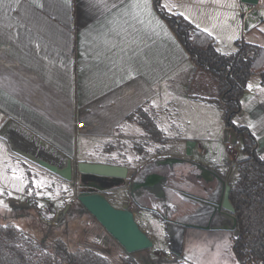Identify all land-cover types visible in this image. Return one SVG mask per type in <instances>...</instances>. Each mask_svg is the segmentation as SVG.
<instances>
[{"label": "crops", "instance_id": "0c3cea01", "mask_svg": "<svg viewBox=\"0 0 264 264\" xmlns=\"http://www.w3.org/2000/svg\"><path fill=\"white\" fill-rule=\"evenodd\" d=\"M159 4L208 33L221 53L237 51L238 39L264 47V0L256 6L241 0H160ZM216 97L214 80L196 70L154 0H0V130L12 120L71 157L74 164L124 166L107 148L116 140L141 134L166 141L172 129L162 121L174 126L173 120L180 116L187 118L183 130L192 134L175 136L168 146L171 152L164 149L126 168L137 169L155 157H187L189 152L190 159L214 169L231 186L245 155L235 131L225 133L215 124L217 115L222 118V103ZM141 107L154 114L160 138L148 136L130 118ZM233 122L254 135L257 154L264 160V86L258 75L249 77ZM12 154L0 136V177L7 181L0 206L35 209L45 223L49 218L45 200L56 196L45 182L61 186L65 180L24 159L32 166L31 186L26 188L30 180L25 169L11 161ZM123 189L124 195L115 200L105 194L107 189L104 195L121 207L128 199ZM28 197L33 198L32 205L25 203ZM129 205L153 241L150 249L165 252L162 260L174 264L178 258L172 257L170 263L172 254L157 215ZM49 207L53 223L63 207ZM99 226L104 238L117 243ZM226 233L231 237L228 231L188 230L181 258L195 264L184 257L185 246L209 240L204 251L209 255L216 236Z\"/></svg>", "mask_w": 264, "mask_h": 264}, {"label": "water", "instance_id": "95a60500", "mask_svg": "<svg viewBox=\"0 0 264 264\" xmlns=\"http://www.w3.org/2000/svg\"><path fill=\"white\" fill-rule=\"evenodd\" d=\"M241 2L256 6L258 0ZM0 136L14 154L65 181L74 180L72 158L22 125L8 120L0 130ZM188 156L189 152L187 157H155L137 169L78 163L77 170L82 174L120 182L128 199L121 207H115L104 195V187L89 182L87 187H82L77 200L128 255L153 247L152 239L135 220L130 202L139 210L157 215L163 224L168 251L176 258L182 257L188 230L228 231L236 236L237 217L229 198L230 184L214 169ZM69 206L66 204L57 213L55 222Z\"/></svg>", "mask_w": 264, "mask_h": 264}, {"label": "trees", "instance_id": "16d2710c", "mask_svg": "<svg viewBox=\"0 0 264 264\" xmlns=\"http://www.w3.org/2000/svg\"><path fill=\"white\" fill-rule=\"evenodd\" d=\"M159 1L154 0L157 12L193 61L196 70L208 73L214 80L216 99L222 103L224 124L235 131L242 144L241 152L245 158L238 162V176L229 194L237 217V234L232 241L234 258L238 264H264V160L257 154L254 135L248 128L236 126L233 122L249 77L258 75L264 86V47L238 39L235 41L237 51L221 53L208 33L184 17L165 11ZM130 118L136 120L148 136L156 139L162 136L154 114L146 108L137 109ZM40 222L36 231L42 238L37 239L22 230L18 222L0 223V264H113L105 255L92 249L71 247L55 234L54 227ZM122 261L124 264H137L132 256H126ZM174 264L193 263L180 258Z\"/></svg>", "mask_w": 264, "mask_h": 264}, {"label": "rangeland", "instance_id": "374dc122", "mask_svg": "<svg viewBox=\"0 0 264 264\" xmlns=\"http://www.w3.org/2000/svg\"><path fill=\"white\" fill-rule=\"evenodd\" d=\"M211 116L212 119L215 118L213 115ZM173 123L174 126H168V124L164 120L161 123L162 126H167V129L174 130H171L166 133V137L168 138L166 141L162 139H151L146 137L144 134H141V137L139 138L124 137L119 141L116 140V142L112 144L109 148H107V150L115 153V161L122 162L123 164H127L129 166H136L141 160L142 164L144 160L149 159L153 155L161 153L162 151H164V149L165 151L168 150V152H171L172 150H170L168 146L169 144L174 143L173 138L175 136L185 137L192 134L183 130L185 129V126L187 124V118L183 119L179 116L177 117V122L173 120ZM215 124L219 125L221 131L225 133H232L231 128H226L221 116H219L218 118L217 115V122ZM178 127H180L182 130H179ZM168 136H170V138ZM166 144L167 146H165ZM9 157L11 161L16 164L17 167L21 165L22 168L25 169V178L29 179V176L31 175V164L29 162H25L26 160L22 159L21 157H18L15 154H12V156ZM77 164H74V180L72 182L65 181L61 186H57V182H45V184L48 183L46 187H48L50 193L56 194L53 199L45 200L46 205L43 209L46 208L45 213L49 216L48 220L46 221H48L51 227H54L56 231L55 234L61 236V238L66 241L71 247H82L92 249L95 252L105 255L113 264H124L122 259L128 256V254L124 252V250L118 243H114L109 238L108 241V239L103 237L102 232H99L98 230V228H100L99 224H97L95 219L90 214L86 213L84 208L79 204L77 200V195L81 191L78 187V182L86 178L90 180H97L106 184L108 188L105 191L106 193H104L110 196L113 200H115V197H120L121 195H124V189L123 187H121V185L119 186L117 185V183H113V180L111 178L102 176L100 177L91 174H82L78 172ZM125 165L122 167H127ZM6 183L7 181L5 180V178L0 177V192L3 191V187L6 186ZM26 184V188H29L31 186V180L29 183L27 182ZM4 197L8 198V196ZM0 199L2 200V198ZM110 202L114 205V202ZM25 203L32 205L33 198L28 197V201H25ZM54 204L63 208H65L64 206L66 204H70V206L67 208L65 213H63V215L59 218L57 222L50 223L53 215L51 212L52 208L49 206ZM23 206L17 207L11 204L10 206L4 208L0 206V223L7 221H15L16 223L18 222L19 227H21L22 230L27 231L30 235L36 237V239L37 237L42 238V236H38L39 231L38 233L36 231L38 230L37 227H39V224H41V216H39L37 210L35 209L31 210L28 213L24 212V210L22 209ZM23 215H26L25 217H27V219H25ZM18 217L21 219L19 220ZM232 236H234L233 233L231 234V237L228 233L223 235L218 234L216 236L217 242L214 246H211L214 251L209 255L204 252L207 248V245L210 243L209 240H207L206 242L200 241V243H195L193 245L188 244L187 246H185L183 255L186 259L193 261L195 264H238L232 253ZM111 243H114V245H112ZM164 246L165 249H167L166 243H164ZM160 251L161 250L158 249L145 250L142 253L139 252L138 254H135L134 256H132V258L134 257L133 259H136V261L138 262H136L137 264H165V261L163 260H166V258H162L163 256H165V252L163 250L162 252L164 253L161 254ZM141 256L145 257L143 258V261H141ZM172 257L174 258L175 256L171 255L172 260L170 263L174 262Z\"/></svg>", "mask_w": 264, "mask_h": 264}, {"label": "flooded vegetation", "instance_id": "af4514ba", "mask_svg": "<svg viewBox=\"0 0 264 264\" xmlns=\"http://www.w3.org/2000/svg\"><path fill=\"white\" fill-rule=\"evenodd\" d=\"M89 182H92V183H94L95 185H101L102 187H104L105 189H107L108 188V186L106 185V184H104V183H102V182H99V181H97V180H90V179H88V178H86V179H84V180H80L79 182H78V187H79V189L81 190V189H83L82 187H87L86 185H87V183H89ZM113 183H117V185H121V183L120 182H118V181H115V180H113Z\"/></svg>", "mask_w": 264, "mask_h": 264}, {"label": "built area", "instance_id": "2783aa9c", "mask_svg": "<svg viewBox=\"0 0 264 264\" xmlns=\"http://www.w3.org/2000/svg\"><path fill=\"white\" fill-rule=\"evenodd\" d=\"M79 125H81V124H79ZM132 206H130V208H131Z\"/></svg>", "mask_w": 264, "mask_h": 264}]
</instances>
